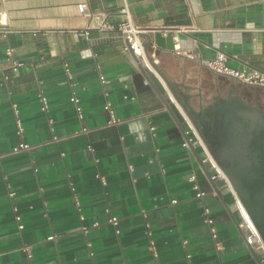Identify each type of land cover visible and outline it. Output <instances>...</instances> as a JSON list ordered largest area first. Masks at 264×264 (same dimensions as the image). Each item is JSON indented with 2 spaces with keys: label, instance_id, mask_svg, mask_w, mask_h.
<instances>
[{
  "label": "crops",
  "instance_id": "obj_1",
  "mask_svg": "<svg viewBox=\"0 0 264 264\" xmlns=\"http://www.w3.org/2000/svg\"><path fill=\"white\" fill-rule=\"evenodd\" d=\"M125 5L157 45L177 109L188 105L201 124L232 89L264 109L263 86L201 61L221 50L232 67L264 71V0H0V264H264L232 192L209 176L202 147L185 145L187 126L124 49L115 26ZM159 31L198 58L158 45ZM107 101L122 122L107 125ZM22 141L35 148L15 150Z\"/></svg>",
  "mask_w": 264,
  "mask_h": 264
},
{
  "label": "water",
  "instance_id": "obj_2",
  "mask_svg": "<svg viewBox=\"0 0 264 264\" xmlns=\"http://www.w3.org/2000/svg\"><path fill=\"white\" fill-rule=\"evenodd\" d=\"M166 40H169V47L173 48L172 33L166 39L161 31L155 35V42L160 46L165 45ZM144 45L148 47V42H144ZM140 67L165 104L183 121L164 86L149 70L142 65ZM171 87L173 88L172 85ZM172 92L178 99L174 88ZM182 104L264 239V112L251 100L241 97L236 89L230 90L226 97L220 96L210 117L201 124L190 107ZM208 174L211 177L209 172ZM214 185L217 187L216 183Z\"/></svg>",
  "mask_w": 264,
  "mask_h": 264
},
{
  "label": "built area",
  "instance_id": "obj_3",
  "mask_svg": "<svg viewBox=\"0 0 264 264\" xmlns=\"http://www.w3.org/2000/svg\"><path fill=\"white\" fill-rule=\"evenodd\" d=\"M77 5H78L79 11L83 15L90 17L91 19L95 16L89 10V8L86 6V4L84 2H79ZM122 13L124 14V18L115 26V28L119 31L121 36L124 38V41H125L124 49L127 52L134 54V56L136 57V62L138 65H142L144 68L149 70L151 73L155 74L156 76L159 75L163 79L162 74L157 67L159 62H160V59H159L158 54H157V45L152 44L150 48L145 47L144 39L142 36L143 31H145V27H143L139 24H136L133 21L128 5H125L123 7ZM96 17L100 19V15H96ZM5 23H6V12L0 11V25L5 24ZM105 25L106 24H105L104 20L102 19L101 27H104ZM184 29L188 30L187 28H184ZM173 50L178 54L185 55V56L192 58V59L198 58L197 54L193 50L182 48L179 43H175L173 45ZM8 53L11 54V51L9 50ZM201 61L206 66L213 69L214 71L221 73V74H226V75L232 76L233 78L237 79L238 81H240L242 83L249 84V85H258V86L264 87V71H262L258 68H255V67H246V66L242 67V68L232 67L228 64L227 54L224 51H221V50L218 51L212 59H201ZM19 64L20 63L18 61L14 60V62H13L14 68H17L19 66ZM66 71H67V75L69 77H71L72 72H71L70 68L66 67ZM100 78H101L102 82H105L104 75H101ZM163 82H164V86H165L164 88L172 100V96L169 93L170 88L168 87V85L164 79H163ZM71 100L75 103V106H76V109L79 113V116L82 117L83 112H82V107L79 104L78 96L76 94H73L71 96ZM41 101H42V108L44 110H46L48 107V101H47L46 96L41 95ZM179 106L180 107L178 108V110L183 117V122H184L185 126H187V129L185 131V135H186L185 145L190 146L191 144H198L202 147V149L206 155V158L209 160V162L211 163L212 168H213V173L211 174V178L213 180L221 179L228 186V188L230 189V191L233 194L234 204H235V206L239 212V215L241 217L239 225L242 228H244V230H245V238H246L247 244L255 250L261 249L264 252V239H263L259 229L255 225L252 217L250 216L249 212L247 211L246 207L244 206L243 202L241 201L240 197L238 196V194H237L235 188L233 187L231 181L229 180L228 176L225 174V172L220 168V166L215 161L214 157L212 156V154L209 150V147H208L205 139L203 138L200 130L196 127L191 116L187 113V111L183 107V105L179 104ZM104 107L109 112V115H110V117L107 121V125H113V124H117V123H120L123 121V118H121L116 113V111H115V109L112 106L110 101H107L105 103ZM14 108H15V112L17 114L18 110L16 108V104H14ZM17 121H18L19 131H21L22 130L21 122L19 119ZM83 130L87 131L89 129L83 128ZM34 148H35V145L22 141L15 148V150H28V151H30ZM89 149H92V147L89 146ZM2 155L3 154L0 151V157ZM191 179L195 180L196 175L192 174ZM194 188L197 190V196H204L206 194L205 191L200 190L199 185L196 182L194 184ZM204 216H205V220L210 224L211 232H212L213 236H216L217 231H216V228L214 226V219L211 216L210 208L208 206L204 207ZM16 218L18 220L21 219L20 215H17ZM109 220L113 223H117L118 218H117V216L112 215L109 218ZM98 224L99 223L96 221V222H93L92 225L97 226ZM19 227L23 228L24 225L22 223H19ZM83 229L87 230L88 226L84 225ZM151 248L153 249V252H155L153 241H151ZM26 249H27L28 255L32 256L31 249H28V248H26Z\"/></svg>",
  "mask_w": 264,
  "mask_h": 264
},
{
  "label": "bare ground",
  "instance_id": "obj_4",
  "mask_svg": "<svg viewBox=\"0 0 264 264\" xmlns=\"http://www.w3.org/2000/svg\"><path fill=\"white\" fill-rule=\"evenodd\" d=\"M151 74H153V73H151ZM155 77H156V79L160 82V83H162V85L164 86V82H163V79L161 78V76H159L158 74V76H156L155 74H153ZM154 77V78H155ZM165 87V86H164Z\"/></svg>",
  "mask_w": 264,
  "mask_h": 264
},
{
  "label": "flooded vegetation",
  "instance_id": "obj_5",
  "mask_svg": "<svg viewBox=\"0 0 264 264\" xmlns=\"http://www.w3.org/2000/svg\"><path fill=\"white\" fill-rule=\"evenodd\" d=\"M242 97V96H241ZM244 98V97H243ZM246 99V98H245ZM257 106H258V108L260 109V110H262L263 112H264V109H263V106H261V105H258V104H256Z\"/></svg>",
  "mask_w": 264,
  "mask_h": 264
}]
</instances>
